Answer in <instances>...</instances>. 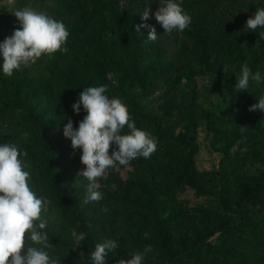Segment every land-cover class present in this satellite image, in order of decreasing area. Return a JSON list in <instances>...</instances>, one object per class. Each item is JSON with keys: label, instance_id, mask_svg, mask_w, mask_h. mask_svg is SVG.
Returning a JSON list of instances; mask_svg holds the SVG:
<instances>
[{"label": "trees", "instance_id": "16d2710c", "mask_svg": "<svg viewBox=\"0 0 264 264\" xmlns=\"http://www.w3.org/2000/svg\"><path fill=\"white\" fill-rule=\"evenodd\" d=\"M49 1L47 15L63 22L69 32L63 45L67 52L42 55L37 63L58 66L66 55L72 56L71 65L60 74L61 90L51 78L31 75L28 69L23 75L14 70L7 77L0 63V144L11 142L27 152L24 159L31 165L25 169L30 171V189L48 199L76 235L86 233L78 246L72 234L45 229L54 245L49 254L62 264H92L90 253L95 244L114 239L119 247L108 254L106 264L129 259L130 253L143 252L147 245L157 251L158 264H264V170L248 175L245 188L236 197L231 196L224 181L218 192L217 211L202 218L197 214L188 217L177 198L186 186L204 190L196 158L198 122L193 117V105L184 110L176 94L182 89L183 78L194 71L195 63L206 65L215 53L211 49L214 39L224 40L223 32L214 33L211 23L220 0H176L192 20L184 31L172 33H165L155 19L160 0ZM145 8L150 9L146 21L142 20ZM4 10L7 13V8ZM6 13L3 17H11ZM141 24L156 28L155 42L147 40V27L135 30ZM233 45L238 47V41ZM250 64L264 78V52L261 57L258 52L252 55ZM101 85L107 86L109 98L121 99L136 127L150 132L158 145L150 158L141 156L127 166L108 169L115 190L103 193L101 203L109 211L96 219L84 203L87 186L70 188L68 176L78 169L82 151L72 149L63 126L71 118L78 128L86 115L82 106L79 114L68 116V101L85 87ZM251 88L239 95L232 92L235 109L226 116L204 112L213 145L220 150L223 143L234 140L237 132L225 128L230 119L240 122L255 118L253 123L264 127V112L249 111L264 95V79L259 85L251 83ZM48 103L61 108L62 115L48 112ZM124 132H128L127 126ZM263 146L264 139L255 152L264 163ZM129 166L133 171L123 178L119 170ZM119 214L134 220L130 248H125L126 240L121 237L116 219ZM94 224L99 225L98 230ZM214 236H219L224 245L231 244L217 245L211 240Z\"/></svg>", "mask_w": 264, "mask_h": 264}, {"label": "clouds", "instance_id": "9594fccd", "mask_svg": "<svg viewBox=\"0 0 264 264\" xmlns=\"http://www.w3.org/2000/svg\"><path fill=\"white\" fill-rule=\"evenodd\" d=\"M8 11L20 23L11 36L0 43V55L3 57L2 71L11 77L14 70L35 64L42 55L67 52L65 45L69 32L63 22L28 6L16 8V0H6ZM150 9L145 8L142 20H148ZM156 21L165 33L174 30L184 31L191 24V16L176 0H160L155 12ZM141 27L149 29L147 40L158 39L156 28L141 24L135 26L140 32ZM264 28V8H257L253 16L246 21L247 31ZM264 38V31L260 32ZM259 70L253 72L247 63L241 66L240 75L236 78L234 90L247 91L250 81L259 85L262 82ZM106 85L85 87L79 99L72 105L73 111L79 114L81 105L86 115L74 128L73 121L68 118L63 128V135L70 139L73 150L80 149V162L84 169L79 173L89 182L86 187L84 203L100 202L103 193L99 191L98 178H102L108 169L117 165L127 166L130 161L138 158H150L157 150L158 139L150 132L136 127L129 109L121 99L106 95ZM264 112V95L257 104L250 106L249 111ZM127 126L128 132L124 129ZM246 126H241V131ZM27 134H25V137ZM115 145L111 154L109 149ZM27 152H22L11 142L0 144V264H62L49 250L54 245L50 242L47 221L41 218L43 198L38 197L29 187L31 165L25 161ZM107 212V207L102 209ZM90 227V225H89ZM148 233H145V238ZM77 242L86 239V233L75 236ZM114 239H104L95 244L90 253L92 264H106L109 253L118 249ZM151 245L145 246L143 252L130 253L129 259H119L117 264H143L145 254L150 252Z\"/></svg>", "mask_w": 264, "mask_h": 264}, {"label": "rangeland", "instance_id": "374dc122", "mask_svg": "<svg viewBox=\"0 0 264 264\" xmlns=\"http://www.w3.org/2000/svg\"><path fill=\"white\" fill-rule=\"evenodd\" d=\"M50 5L49 0H16L15 7L28 6L36 11L48 14ZM4 8H7V13ZM257 8H264V0H220L217 10L212 16L211 23L215 26L214 33L217 31L223 32L224 40L217 41L214 39L211 49L215 53L211 55L206 65L195 63V69L189 75V77H192L191 80L189 77L183 78L182 89L176 94V100L180 105L185 106L184 110L193 105L191 107L193 117L198 122L195 132L198 145L196 158L200 181L204 190L201 191L186 186L177 195L179 205L187 211L188 217L197 214L202 218L205 214H214L219 205L218 192L224 181L229 186L231 196L236 197L245 188L248 175H256L264 170V163L257 157L259 153L255 152L259 150L263 142L264 127L259 123L254 124L255 118H245L240 122L230 119L225 124V128L229 132L235 130L237 132L234 135V140L223 143V150H220V148L213 145V135L203 117L204 112L207 111L226 116L227 113L235 109L234 105L236 103H233L231 99L232 92L235 91L236 78L240 75L241 66L247 63L251 68V56L256 52L259 53V57L263 55L264 38H261L259 33L264 31V28H257L255 31L244 29L247 19L253 16ZM4 13L10 14L11 17H3ZM19 27L20 23L17 18L8 11L6 0H0V43L6 37L11 36L13 31ZM248 39L251 40L249 44ZM237 41L239 46L235 47L233 43H237ZM71 60L72 56L66 55L58 66L54 64L52 66H42V64L36 62L29 67H22L20 71L23 75L28 69L31 75H44L47 77L46 79L51 78V82L60 91L62 88L60 74L71 65ZM0 63H3L2 55H0ZM251 70L253 71V69ZM251 83L254 82L250 81L248 92L252 91ZM159 91V93H162V89ZM241 92L236 93L239 95ZM78 99L79 95H76L68 101V107L70 108L67 109L69 110L68 116L71 113L75 114L72 105ZM186 106L190 107L186 108ZM45 108L48 112L62 115V109L53 103H48ZM262 119H264V115ZM241 126H246L244 131H241ZM261 148L264 150V146ZM224 151L226 152L224 153ZM84 167L80 163L78 169L68 176L71 189L81 185L87 186L89 183L86 178L79 175ZM133 169L129 166L120 169L119 172L123 178H127ZM97 182L100 184L99 191L102 193L115 190V185L111 184V175L108 170L102 178H98ZM87 206L96 219L106 216L109 211L102 210L106 206L101 201L98 203L89 202ZM41 218L47 221L46 229L48 231L56 234L70 233L74 237L76 236V232L62 220L48 199H43ZM116 219L119 220L118 225L121 227V237L126 240L125 248H130L129 240L134 233V220H130V215L127 214H119ZM94 225L98 230L99 225ZM211 240L223 247L231 244V242H228L224 245L219 236H214ZM77 244L80 246V242H77ZM150 252L145 254L143 264H158L157 251L151 250Z\"/></svg>", "mask_w": 264, "mask_h": 264}]
</instances>
